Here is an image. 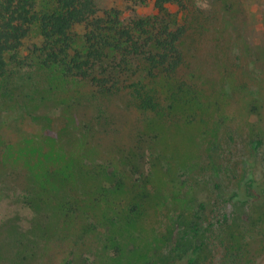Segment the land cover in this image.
I'll return each mask as SVG.
<instances>
[{"label": "rangeland", "instance_id": "rangeland-1", "mask_svg": "<svg viewBox=\"0 0 264 264\" xmlns=\"http://www.w3.org/2000/svg\"><path fill=\"white\" fill-rule=\"evenodd\" d=\"M190 4L180 67L140 77L155 110L42 66L31 29L0 79V264H173L193 222L194 264H264V202L227 200L244 162L264 179V0Z\"/></svg>", "mask_w": 264, "mask_h": 264}, {"label": "trees", "instance_id": "trees-1", "mask_svg": "<svg viewBox=\"0 0 264 264\" xmlns=\"http://www.w3.org/2000/svg\"><path fill=\"white\" fill-rule=\"evenodd\" d=\"M35 1L0 0V79L9 65H27L18 52L35 27L40 39L31 52L42 66L87 81L97 94L125 90L142 111L157 105L140 77L171 76L182 64L179 43L189 28L180 15L206 16L190 0H49L41 8ZM251 146L255 151L259 141ZM227 200L264 202V179L255 178L251 163L244 162L238 187ZM198 232L197 223H190L187 238L175 240L173 264H194L202 246Z\"/></svg>", "mask_w": 264, "mask_h": 264}]
</instances>
